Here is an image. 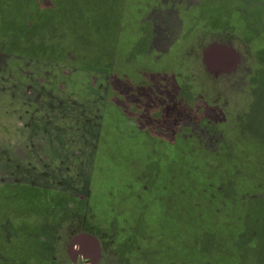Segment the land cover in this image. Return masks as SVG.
Listing matches in <instances>:
<instances>
[{
	"label": "rangeland",
	"instance_id": "rangeland-1",
	"mask_svg": "<svg viewBox=\"0 0 264 264\" xmlns=\"http://www.w3.org/2000/svg\"><path fill=\"white\" fill-rule=\"evenodd\" d=\"M223 1L0 0V264H161L175 230L154 218L157 199L174 209L190 187L203 213L231 216V234L243 223L248 207L230 198L232 187L244 183L234 193L242 199L264 192L249 188L243 169L254 163L241 145L264 144V0ZM117 19L118 32L90 34ZM213 42L234 47L229 73L207 69ZM152 136L165 141V157L140 158L139 148L157 147ZM137 205L150 206L148 218ZM141 220L156 224H131ZM80 234L97 239V261L69 256L82 255ZM198 235L185 264L221 257L225 240Z\"/></svg>",
	"mask_w": 264,
	"mask_h": 264
},
{
	"label": "trees",
	"instance_id": "trees-1",
	"mask_svg": "<svg viewBox=\"0 0 264 264\" xmlns=\"http://www.w3.org/2000/svg\"><path fill=\"white\" fill-rule=\"evenodd\" d=\"M52 13V12H51ZM53 14L50 15V19H52ZM118 22V20H117ZM88 23V21H87ZM52 24V22H51ZM87 25V24H86ZM85 25V26H86ZM115 25V24H114ZM105 29L102 28L101 31L97 32H90V34H100V33H116V29L114 27L110 26H103ZM87 28V26L85 27ZM17 29H21L20 23H17ZM84 29H82V32ZM87 31H84L86 33ZM98 39L101 38V36H97ZM104 41V45H105ZM103 45V46H104ZM113 46V45H112ZM112 46L110 48H112ZM171 52V50H170ZM172 54L174 56H180L181 51L179 49H175V53L172 50ZM131 56H134L136 54V51H129ZM141 60L142 55H138ZM175 58V57H171ZM128 60V59H127ZM166 61V60H165ZM156 64H161L156 63ZM173 64V63H171ZM125 67H131L132 62L128 64V62L124 63ZM133 72V71H132ZM131 73V72H130ZM129 74V73H128ZM258 75V80H259ZM260 81V80H259ZM260 137H264V135H259ZM154 138L153 142L157 145L156 148L153 149H141L140 153L137 154V156L144 157V154L147 156V158H150L151 155H157L161 154L163 157H165L164 149L167 145H159V143L166 144L165 141L156 139L155 136H152ZM132 139H137L136 137H132ZM139 145L141 146V142H139ZM198 145V144H197ZM202 146L201 144H199ZM198 145V146H199ZM242 160L250 161L254 163L252 167H245L244 170L248 171L250 178L252 179L250 181L249 188L256 187L255 185H258V188H264V144H259L255 142H247L242 141ZM199 148V147H197ZM201 149V148H200ZM130 151V150H128ZM112 153V151H111ZM115 154L116 151H113ZM137 153V152H134ZM225 157V156H224ZM161 157H159L158 160H160ZM128 168V166H127ZM158 171H156L157 173ZM158 172L156 175H159ZM186 174V173H185ZM194 172L192 173L191 179L193 180V183L196 184L198 180V175L194 176ZM135 176V175H134ZM133 176V177H134ZM136 179V178H135ZM138 181V179H136ZM244 183H242L243 185ZM239 185V186H242ZM238 185H234L230 192V198L234 199H240L246 207H248V214L246 218L243 220V223H239L236 225V231L231 234L232 231H229V228L232 224L231 216L227 212H224L223 208H214L211 209L210 212L206 211L203 213L201 211V208L199 205H195L194 203V195L192 194L191 188L189 189V192L186 193V196L183 198L182 195L184 193L181 192V196H179V200H177V197L175 200V207L174 209H171L168 202H161L157 199V203H162V209L160 208L157 210V212L154 215V218H169L170 220L165 222V225H174V230L172 232V239L170 241V245H167L166 251H164V256L160 257V260L162 261L161 264H174L177 263L174 260H178L179 264H185L192 254V250H190V246L193 247L192 243L195 242V245L199 243V241H194L196 238H198V234H216L218 238L225 240L227 242L226 245L218 244L217 251H221V257H217V259L212 261L211 264H228V261L230 257L235 256V259H240V262L238 264H264V198H261V201L254 199H250L249 196L253 195H259L261 194L262 197L264 196V192L258 189L257 193L254 194H246L244 196V199H242L240 196H235V187ZM238 186V187H239ZM231 188L229 185L224 186L222 189H220V193L225 194L227 192L226 188ZM248 188V189H249ZM199 189V187H197ZM219 188H217L218 190ZM234 190V192H233ZM162 191V192H161ZM160 196L163 195V191L161 189ZM103 192V191H102ZM106 194L109 192V189H106L104 191ZM149 192V191H148ZM153 192V191H152ZM150 192V193H152ZM208 193V192H207ZM103 196V194H102ZM212 196V194H211ZM209 200L207 201L206 208L209 209V203L211 201L210 197H208ZM161 199V198H160ZM260 199V198H259ZM256 200V201H255ZM116 201H119V197L116 198ZM132 210L139 212V219L148 218L147 215L151 214L150 206H133ZM233 210V209H232ZM230 212V210H229ZM224 223V225H223ZM229 225H228V224ZM133 225H136V227H142L143 225H155V222H146L141 220L140 222H134L131 223ZM223 226H222V225ZM186 227V233L184 234V240L185 243L187 242V246H183L181 242V237L183 235L184 228ZM256 227V228H255ZM228 228V229H227ZM142 231V228H141ZM244 233H246L244 235ZM250 233L252 235L249 240H246V236ZM200 241H204L205 238L199 239ZM194 241V242H193ZM192 242V243H191ZM256 242V243H255ZM156 248L153 247L151 250V256L155 258L156 255H158L157 251H154ZM149 253V252H148ZM200 259L204 261L205 255L202 253H199ZM153 260V259H152ZM155 259L153 260V262ZM191 261V260H190ZM203 263V262H202Z\"/></svg>",
	"mask_w": 264,
	"mask_h": 264
},
{
	"label": "water",
	"instance_id": "water-1",
	"mask_svg": "<svg viewBox=\"0 0 264 264\" xmlns=\"http://www.w3.org/2000/svg\"><path fill=\"white\" fill-rule=\"evenodd\" d=\"M205 61L211 72L220 74L233 70L239 58L234 50L216 43L208 48ZM73 244H79L82 245V248L84 247L82 249L81 259H91L94 262L99 259L100 250L96 238L88 234H80L74 237ZM87 252L91 253L87 254Z\"/></svg>",
	"mask_w": 264,
	"mask_h": 264
},
{
	"label": "crops",
	"instance_id": "crops-1",
	"mask_svg": "<svg viewBox=\"0 0 264 264\" xmlns=\"http://www.w3.org/2000/svg\"><path fill=\"white\" fill-rule=\"evenodd\" d=\"M217 3V2H216ZM216 3H213L212 5H209L208 7H209V12L211 11V10H213V9H215L216 8V6H214V4H216ZM232 5H233V3H231ZM228 5H229V1L228 0H226L225 2L223 1V3H222V6H224V7H226V8H228ZM242 5H243V3H242ZM196 7V6H195ZM233 9V8H232ZM201 12L202 13H204L202 10H201ZM243 13L240 15L241 17L242 16H246L247 18H248V15H247V12H245V11H242ZM212 15H216V13H214V14H212ZM195 16H196V14H195ZM251 17H253V15H251L250 16V19H253V18H251ZM120 18H123V14H121L119 17H118V19H120ZM117 19V20H118ZM249 22H252V21H250L249 20ZM123 24H119V22H117L113 27H115V28H119L120 26H122ZM231 27H226L225 29H221L220 31L221 32H227L228 33V31L232 34V35H238V36H240V33H237V32H234V31H230L229 29H230ZM116 32H118V30L116 29ZM220 32V33H221ZM240 38H242L243 40H244V42L246 41V37H245V35H243V37H241L240 36ZM212 44H216V42H213V43H210L209 45H207L205 48H204V50H203V56H202V58H203V60H204V63H205V65H207L206 64V53H207V50H208V48L212 45ZM217 44H220V43H217ZM249 43H247V45H248ZM220 45H223V46H225V47H227V48H229V49H231V50H235L234 49V47H230V46H226V45H224V44H220ZM249 48L252 50V48H253V46H249ZM171 50V49H170ZM239 62V61H238ZM237 62V63H238ZM236 63V64H237ZM264 63V62H263ZM261 68H264V65L262 64L261 65ZM207 69H208V67H207ZM209 70V69H208ZM210 71V70H209ZM211 72V71H210ZM230 71H228V72H223V73H220V74H215V73H213V72H211L213 75H221V74H224V73H229ZM260 80H261V76H260ZM249 198L250 199H257V198H262V195L261 194H259V195H253V196H249ZM264 198V197H263Z\"/></svg>",
	"mask_w": 264,
	"mask_h": 264
},
{
	"label": "flooded vegetation",
	"instance_id": "flooded-vegetation-1",
	"mask_svg": "<svg viewBox=\"0 0 264 264\" xmlns=\"http://www.w3.org/2000/svg\"><path fill=\"white\" fill-rule=\"evenodd\" d=\"M68 253H69V256L72 258L73 261L78 260V262H80V263L81 262L83 263L84 261H86V262H89L90 261V260H85L83 258L81 259V255H78L77 256V253L75 251L73 252V250H71V251L69 250ZM79 253H80V250H79ZM92 256H94V254H92Z\"/></svg>",
	"mask_w": 264,
	"mask_h": 264
}]
</instances>
